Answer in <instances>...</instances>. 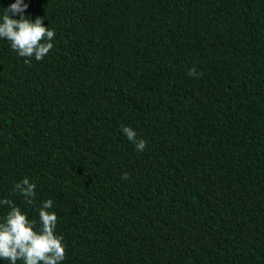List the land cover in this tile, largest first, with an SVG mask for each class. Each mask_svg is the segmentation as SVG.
<instances>
[{
  "label": "trees",
  "instance_id": "trees-1",
  "mask_svg": "<svg viewBox=\"0 0 264 264\" xmlns=\"http://www.w3.org/2000/svg\"><path fill=\"white\" fill-rule=\"evenodd\" d=\"M23 3L54 47L0 39V199L53 200L62 264H264V0Z\"/></svg>",
  "mask_w": 264,
  "mask_h": 264
},
{
  "label": "clouds",
  "instance_id": "clouds-1",
  "mask_svg": "<svg viewBox=\"0 0 264 264\" xmlns=\"http://www.w3.org/2000/svg\"><path fill=\"white\" fill-rule=\"evenodd\" d=\"M28 5L23 0H15L0 15V39L7 40L10 47L20 57L36 61L44 59L54 47L55 30L43 23L44 17L32 21L24 15ZM19 15V19H13ZM188 75H199L195 68ZM122 133L132 142L137 151L143 152L147 140L138 138L131 126H122ZM124 173L122 180L128 179ZM36 184L24 177L13 186L10 196L19 194L28 205L35 203ZM0 205L7 206L8 211L0 217V260L9 264H62L66 257L64 237L56 231L58 217L53 209V200L42 202L38 209V220L30 219L26 212L10 198L0 199Z\"/></svg>",
  "mask_w": 264,
  "mask_h": 264
}]
</instances>
